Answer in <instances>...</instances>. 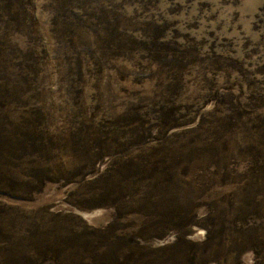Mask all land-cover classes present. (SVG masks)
Returning a JSON list of instances; mask_svg holds the SVG:
<instances>
[{
	"label": "rangeland",
	"instance_id": "obj_1",
	"mask_svg": "<svg viewBox=\"0 0 264 264\" xmlns=\"http://www.w3.org/2000/svg\"><path fill=\"white\" fill-rule=\"evenodd\" d=\"M0 264H264V0H0Z\"/></svg>",
	"mask_w": 264,
	"mask_h": 264
}]
</instances>
